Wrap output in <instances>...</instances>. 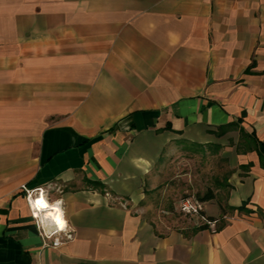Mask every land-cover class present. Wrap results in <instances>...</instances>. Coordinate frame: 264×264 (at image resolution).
Returning <instances> with one entry per match:
<instances>
[{"label":"crops","instance_id":"crops-1","mask_svg":"<svg viewBox=\"0 0 264 264\" xmlns=\"http://www.w3.org/2000/svg\"><path fill=\"white\" fill-rule=\"evenodd\" d=\"M209 145L234 168L216 228L157 229L159 165ZM0 264H264V0H0Z\"/></svg>","mask_w":264,"mask_h":264},{"label":"rangeland","instance_id":"rangeland-1","mask_svg":"<svg viewBox=\"0 0 264 264\" xmlns=\"http://www.w3.org/2000/svg\"><path fill=\"white\" fill-rule=\"evenodd\" d=\"M229 145L233 141L229 140ZM225 146H187L166 156L154 176L155 182L145 188L140 207L159 230H192L202 224L200 219L186 217L179 202L186 197L201 198L209 191L218 200L225 199L227 181L234 172ZM205 210V207H204Z\"/></svg>","mask_w":264,"mask_h":264},{"label":"built area","instance_id":"built-area-1","mask_svg":"<svg viewBox=\"0 0 264 264\" xmlns=\"http://www.w3.org/2000/svg\"><path fill=\"white\" fill-rule=\"evenodd\" d=\"M25 194L31 217L39 235L42 237L45 249H59L75 240V231L66 219L63 204L61 201H51V190L49 188L25 189ZM41 199H44L51 206L49 208L37 206L36 201ZM204 207L205 203L196 197H186L179 202V210L183 215L200 219L201 225H207L215 229L217 222L207 221L202 216L203 213L205 214ZM48 211H51L55 217L48 216ZM57 217L65 224L63 229H60Z\"/></svg>","mask_w":264,"mask_h":264},{"label":"trees","instance_id":"trees-1","mask_svg":"<svg viewBox=\"0 0 264 264\" xmlns=\"http://www.w3.org/2000/svg\"><path fill=\"white\" fill-rule=\"evenodd\" d=\"M215 198V195H214V192L212 191H209L205 196L199 198L202 202H207V201H211V200H214ZM203 217L206 218L207 221H210V222H219V220L213 218V217H208L206 216L204 213L202 215ZM201 228H206L208 227L207 225H201L200 226Z\"/></svg>","mask_w":264,"mask_h":264},{"label":"snow or ice","instance_id":"snow-or-ice-1","mask_svg":"<svg viewBox=\"0 0 264 264\" xmlns=\"http://www.w3.org/2000/svg\"><path fill=\"white\" fill-rule=\"evenodd\" d=\"M36 204H37V206H41V207H47L48 206L46 204V202H44L43 200H37Z\"/></svg>","mask_w":264,"mask_h":264},{"label":"clouds","instance_id":"clouds-1","mask_svg":"<svg viewBox=\"0 0 264 264\" xmlns=\"http://www.w3.org/2000/svg\"><path fill=\"white\" fill-rule=\"evenodd\" d=\"M185 210L187 211V208ZM57 222L59 224L60 229H63L65 227V224L59 220V217H57Z\"/></svg>","mask_w":264,"mask_h":264},{"label":"bare ground","instance_id":"bare-ground-1","mask_svg":"<svg viewBox=\"0 0 264 264\" xmlns=\"http://www.w3.org/2000/svg\"><path fill=\"white\" fill-rule=\"evenodd\" d=\"M44 202H46L44 199H42ZM46 204L48 205L47 207H44V208H49L51 205H49L47 202H46ZM48 213V216H52V217H55L53 214H52V212L51 211H48L47 212Z\"/></svg>","mask_w":264,"mask_h":264}]
</instances>
